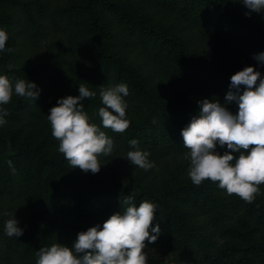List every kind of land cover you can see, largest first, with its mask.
<instances>
[{
    "label": "trees",
    "instance_id": "trees-1",
    "mask_svg": "<svg viewBox=\"0 0 264 264\" xmlns=\"http://www.w3.org/2000/svg\"><path fill=\"white\" fill-rule=\"evenodd\" d=\"M130 2L135 10L126 9ZM97 7L120 25L107 22ZM246 11L239 0H0V28L9 33L10 46L0 53V74L15 56L21 59L16 74L42 71L37 85L43 101L55 88L49 108L59 97L79 95L84 84L97 93L84 99L85 111L115 145L100 157L99 171L110 185L85 181L83 170L59 152L52 130L33 147L0 131V264H36L40 247L71 246L78 232L122 212L127 195L137 206L141 200L158 206L153 223L161 232L145 241L148 264H264V183L251 203L210 179L195 185L180 134L198 115L199 100L224 102L236 71L255 66L264 75L254 59L264 51V13ZM119 83L129 87L131 123L122 133L103 128L98 114L101 88ZM178 90L195 95L162 97ZM226 106L238 110L235 103ZM133 138L150 152L153 168L128 161ZM217 150L223 154L226 146ZM12 216L23 235L5 234Z\"/></svg>",
    "mask_w": 264,
    "mask_h": 264
},
{
    "label": "clouds",
    "instance_id": "clouds-1",
    "mask_svg": "<svg viewBox=\"0 0 264 264\" xmlns=\"http://www.w3.org/2000/svg\"><path fill=\"white\" fill-rule=\"evenodd\" d=\"M239 2L246 6L245 15L264 13V0ZM8 40L9 33L0 28V53L10 50V46L6 48ZM254 59L264 66V51L254 54ZM40 91L34 81L0 74V126L7 123L4 105L14 94L35 100ZM78 91L79 95L59 97L47 119L53 137L59 141V152L72 168L78 166L85 172L97 173L103 165L100 157L113 153L114 140L85 111L84 99L97 93L84 84L79 85ZM99 95L103 106L98 114L103 128L121 133L128 129V85L101 88ZM197 103L198 115L180 133L183 145L189 149L188 176L195 185L205 179L218 182L217 186L227 194H236L251 203L264 183V75L255 66H245L231 75L224 102L203 98ZM233 103L238 106L235 113L226 106ZM129 144L132 147L127 159L132 165L144 170L154 167L150 152L141 149L137 139H131ZM218 145L226 146L223 154L217 150ZM8 163L14 172L12 161ZM133 201L134 197L125 196L122 212L111 214L102 226L96 224L78 232L71 246L54 243L40 247L36 264H148L147 251H143L147 247L145 241H156L161 232L160 223H153L158 206L148 200H141L137 206ZM4 232L18 237L24 229L12 216L4 222Z\"/></svg>",
    "mask_w": 264,
    "mask_h": 264
},
{
    "label": "rangeland",
    "instance_id": "rangeland-1",
    "mask_svg": "<svg viewBox=\"0 0 264 264\" xmlns=\"http://www.w3.org/2000/svg\"><path fill=\"white\" fill-rule=\"evenodd\" d=\"M81 1H79L80 3ZM132 5H127L126 9L128 10H135L137 8V4L135 2ZM62 11H64L65 6L64 4L61 5ZM97 9L101 12L104 19L107 20V22H114L115 24H119L118 20L115 16H112L110 11H107L105 9H100L97 7ZM16 12L20 13V9H14ZM139 13L142 16L146 15V9H142L139 11ZM75 22L77 20L75 19ZM150 23H153V21ZM78 26V23H77ZM79 27V26H78ZM20 40L25 39V34L21 35ZM32 50H29V57L34 58V54H32ZM37 62V60H34ZM21 66V59L17 56H15L8 65L3 66V70L5 71L4 74L8 75L10 78H23V79H29L31 81H34L36 84L40 83L42 80V71L39 73L34 74L32 77H27L26 75H18L16 74L17 68ZM41 67V64H39ZM170 86H168L169 88ZM55 91V88H53L51 91H49L47 95V99L43 101L41 96H38L35 100H32L31 98L27 97H21L17 95H13L11 101L4 105V107L7 109V116L6 120L7 123L4 126H0V131L2 134H4L6 137H13L14 142L17 144L19 142H22L23 140H26L29 143L30 147H33L37 141H39L46 133H48L51 130L50 122L47 119V114L49 111L48 107V100L52 97L53 93ZM195 94L192 92H188L186 95L181 90H178L176 92L172 93H166L162 97L164 99H183L185 96H194ZM46 97V95H45ZM47 100V101H46ZM82 178L86 180H93V182H105L107 184H112L111 180L109 179L108 175L106 173L97 172L93 173V177H90V174L85 172L84 170L80 172ZM25 210L23 208V216L25 217Z\"/></svg>",
    "mask_w": 264,
    "mask_h": 264
}]
</instances>
